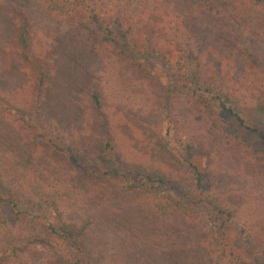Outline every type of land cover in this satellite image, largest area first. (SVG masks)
I'll return each instance as SVG.
<instances>
[{
    "label": "trees",
    "instance_id": "obj_1",
    "mask_svg": "<svg viewBox=\"0 0 264 264\" xmlns=\"http://www.w3.org/2000/svg\"><path fill=\"white\" fill-rule=\"evenodd\" d=\"M0 264H264V0H0Z\"/></svg>",
    "mask_w": 264,
    "mask_h": 264
},
{
    "label": "rangeland",
    "instance_id": "obj_2",
    "mask_svg": "<svg viewBox=\"0 0 264 264\" xmlns=\"http://www.w3.org/2000/svg\"><path fill=\"white\" fill-rule=\"evenodd\" d=\"M165 130L167 131L165 125L161 126L160 129L157 128V131H158L160 134H162V136H163L165 139L169 140L170 133H169V136L166 137V135H165ZM166 150H168L172 155H173V154H177V153H176V147L172 144V142H171L168 146H166ZM43 223H44V224H51V225H53V224H54L53 216H52L50 213H47V214H46V221H44Z\"/></svg>",
    "mask_w": 264,
    "mask_h": 264
}]
</instances>
